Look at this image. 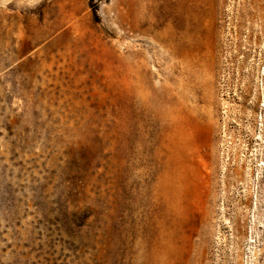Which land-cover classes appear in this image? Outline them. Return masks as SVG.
Listing matches in <instances>:
<instances>
[{"label":"rangeland","instance_id":"1","mask_svg":"<svg viewBox=\"0 0 264 264\" xmlns=\"http://www.w3.org/2000/svg\"><path fill=\"white\" fill-rule=\"evenodd\" d=\"M149 2L0 0V264H153L174 96L197 124L176 264H264V0H187L190 65Z\"/></svg>","mask_w":264,"mask_h":264},{"label":"bare ground","instance_id":"2","mask_svg":"<svg viewBox=\"0 0 264 264\" xmlns=\"http://www.w3.org/2000/svg\"><path fill=\"white\" fill-rule=\"evenodd\" d=\"M262 2L263 0H258L260 11L263 8ZM148 4L150 6L148 7L155 14L153 24L155 27H158L163 20L169 22L167 30L162 32L156 30L155 37L158 40L168 39L172 54L182 62L192 64V61L187 59L189 57L187 55V45L184 43L187 39V0H150ZM207 15L212 19V11L201 13L202 17H207ZM135 22L134 27L136 28H142L147 23L142 19H135ZM190 51L196 53L199 51V47H195ZM181 100L174 96L168 101L167 116L170 122L167 138L169 144L166 146L163 141L162 144L165 148L168 147L169 157L164 171L159 175L154 190V198L162 206V215L160 216L161 230L157 234L160 245L153 253V264H161L163 259H167L168 264H176L180 255V247L176 241L181 233L182 215L185 214V211H190L192 203V190L195 182L193 180V170L191 171L193 167L191 165L190 168L188 165L187 157L192 154L197 145V124L188 114L194 112V110L188 108ZM262 103L264 107V92ZM204 137H207L206 130H204ZM186 198L187 205L183 203ZM182 235H180V238L185 239L186 236Z\"/></svg>","mask_w":264,"mask_h":264}]
</instances>
